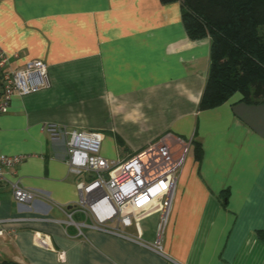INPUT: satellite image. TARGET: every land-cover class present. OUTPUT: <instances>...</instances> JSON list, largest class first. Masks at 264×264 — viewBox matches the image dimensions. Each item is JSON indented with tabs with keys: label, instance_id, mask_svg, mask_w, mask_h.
I'll return each instance as SVG.
<instances>
[{
	"label": "crops",
	"instance_id": "crops-1",
	"mask_svg": "<svg viewBox=\"0 0 264 264\" xmlns=\"http://www.w3.org/2000/svg\"><path fill=\"white\" fill-rule=\"evenodd\" d=\"M0 49L18 55L12 68L39 60L49 77L0 115V154L26 156L0 184V219H45L5 224L0 264H264V101L234 95L198 109L210 41L188 38L180 0H0ZM49 124L101 134L107 160L167 135L189 143L161 234L171 262L100 232L76 237L64 222L78 177ZM11 183L35 192L32 202L18 205ZM158 224L154 215L127 232L153 242Z\"/></svg>",
	"mask_w": 264,
	"mask_h": 264
},
{
	"label": "built area",
	"instance_id": "built-area-1",
	"mask_svg": "<svg viewBox=\"0 0 264 264\" xmlns=\"http://www.w3.org/2000/svg\"><path fill=\"white\" fill-rule=\"evenodd\" d=\"M17 58V54L9 57L0 49V115L7 113L13 96H27L49 86L47 66L43 62L32 60L12 68L10 61ZM43 132L51 141H64L68 171L78 177L77 201L66 212L67 220L64 222L76 228V237L84 236L83 229L100 232L138 244L171 262L164 253L161 234L189 143L180 138L170 140L167 135L129 159L118 161L107 160L100 155L102 135L99 133L69 131L54 124L45 125ZM25 159L24 155L0 154V184L6 180L7 171ZM10 186L18 205H28L36 196L35 192L22 188L18 183ZM74 213L81 214L84 219L74 221ZM154 215L159 217V224L153 242L127 232L131 227L138 229L142 220ZM34 221L45 219H0V236L4 234L5 224Z\"/></svg>",
	"mask_w": 264,
	"mask_h": 264
},
{
	"label": "trees",
	"instance_id": "trees-1",
	"mask_svg": "<svg viewBox=\"0 0 264 264\" xmlns=\"http://www.w3.org/2000/svg\"><path fill=\"white\" fill-rule=\"evenodd\" d=\"M180 3L188 38L210 41L209 70L198 109L215 108L234 95L245 103L264 101V0H180ZM193 145L195 157L200 159L201 147ZM257 235L264 242V232Z\"/></svg>",
	"mask_w": 264,
	"mask_h": 264
}]
</instances>
